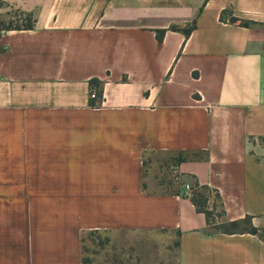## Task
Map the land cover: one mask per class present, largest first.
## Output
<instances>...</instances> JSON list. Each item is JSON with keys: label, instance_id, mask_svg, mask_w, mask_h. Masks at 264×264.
I'll use <instances>...</instances> for the list:
<instances>
[{"label": "crops", "instance_id": "0c3cea01", "mask_svg": "<svg viewBox=\"0 0 264 264\" xmlns=\"http://www.w3.org/2000/svg\"><path fill=\"white\" fill-rule=\"evenodd\" d=\"M196 183L264 232V0H0V264H85L91 233L128 238L113 263L264 264Z\"/></svg>", "mask_w": 264, "mask_h": 264}, {"label": "trees", "instance_id": "16d2710c", "mask_svg": "<svg viewBox=\"0 0 264 264\" xmlns=\"http://www.w3.org/2000/svg\"><path fill=\"white\" fill-rule=\"evenodd\" d=\"M234 23L238 21L232 19ZM242 26H248L247 23L240 22ZM6 29L8 30H31L33 29V22L28 19L26 25L21 28L20 26H13L12 24L8 26ZM172 31H180L181 29L178 27H172ZM187 35H189L190 31H184ZM165 36V31H160L157 33V39L162 41ZM91 91H96L97 100H91V105L96 106L97 102L102 100L103 96V83L98 80L90 81ZM214 193L208 187H201L198 183L194 185L191 193V202L197 208L200 213L205 214L207 218V222L210 226L215 227L218 231H221L226 234H235L240 232H249L254 235H259L264 239V232H261L251 226V219L247 218L240 222L226 223L220 224V220L224 216V211L222 209V205L220 203V198L218 194H215V199L212 203H210L211 194Z\"/></svg>", "mask_w": 264, "mask_h": 264}, {"label": "rangeland", "instance_id": "374dc122", "mask_svg": "<svg viewBox=\"0 0 264 264\" xmlns=\"http://www.w3.org/2000/svg\"><path fill=\"white\" fill-rule=\"evenodd\" d=\"M165 156H157L148 159V162H165ZM146 164L145 176L146 184L151 181L153 172L151 169V163ZM30 200L31 198H11L13 208L18 211L20 206V200ZM128 240L125 235L105 234V233H91L85 237V264H119L109 261H104L107 257L111 258L113 255H119V250L122 242ZM151 253L143 254L148 261L140 259L137 264H177L176 262V250L172 247L171 252L158 253L150 251ZM162 256L164 259L162 262L156 261V259ZM126 264V263H123ZM133 264H136L135 262Z\"/></svg>", "mask_w": 264, "mask_h": 264}, {"label": "built area", "instance_id": "2783aa9c", "mask_svg": "<svg viewBox=\"0 0 264 264\" xmlns=\"http://www.w3.org/2000/svg\"><path fill=\"white\" fill-rule=\"evenodd\" d=\"M90 98H91V100H97V93H96V91H91V94H90ZM212 199H213V196L212 197H210V203H212Z\"/></svg>", "mask_w": 264, "mask_h": 264}]
</instances>
